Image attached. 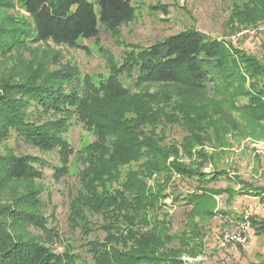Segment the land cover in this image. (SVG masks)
Wrapping results in <instances>:
<instances>
[{"label": "trees", "instance_id": "obj_1", "mask_svg": "<svg viewBox=\"0 0 264 264\" xmlns=\"http://www.w3.org/2000/svg\"><path fill=\"white\" fill-rule=\"evenodd\" d=\"M15 6L26 16L5 14L0 21V60L39 42L86 49L81 41L97 39L99 25L115 33L135 16L131 0H0L2 12ZM231 16L240 26L256 24L264 19V0H240ZM107 64V76H99L96 83L89 76L80 79L78 69L69 65L52 71L44 65L27 68L21 82L1 78L0 143L13 139L44 153L57 151V178L67 172L69 157L75 156L80 186L71 198L68 220L85 236L95 229L105 233L102 241L86 242L91 262L85 264H183L182 253L196 254L203 247L194 218L231 214L213 210L215 196L225 195L228 205L244 195L264 201V186L217 169L214 155L204 150L203 133L208 127L223 153V133L238 130V125L191 97L208 88L220 90L236 110L260 114L254 119L264 121V62L189 28L147 47L126 50L120 62L110 55ZM123 76L134 85H171L182 96L170 102L166 93H135ZM49 112L53 118H44ZM69 117L94 135L92 142L76 152L63 135ZM167 124L185 126L190 134L177 144H165ZM196 145L200 148L195 149ZM179 148L196 158L183 163ZM207 161L213 167L208 172L202 170ZM41 164L40 158L10 149L0 153V191L11 180L40 177ZM153 175L163 181L148 184ZM173 176L196 185L183 193H164ZM221 179L227 184L214 187ZM170 195L171 202L181 205L188 216L181 234L170 233L171 219L163 201ZM14 202L0 205V264H76L75 257L81 261L78 254L56 253L48 245L55 234L46 226L38 191L30 190ZM88 215L99 217L100 222ZM240 218L244 217L234 219ZM248 219L253 233L264 236V220ZM22 224L33 225L41 234L19 232Z\"/></svg>", "mask_w": 264, "mask_h": 264}, {"label": "rangeland", "instance_id": "obj_2", "mask_svg": "<svg viewBox=\"0 0 264 264\" xmlns=\"http://www.w3.org/2000/svg\"><path fill=\"white\" fill-rule=\"evenodd\" d=\"M93 2V0H88ZM240 0H131L134 7V19L122 24L117 32L112 33L99 25V35L97 39H83L81 44L85 48H71L64 45H55L51 41L39 42L29 45L27 48L14 50L5 58L0 60V79H9L10 82H21L25 79L27 68L42 67L52 71L59 66H75L79 71V78L89 76L96 83L99 76H107V57L110 55L116 61H121L126 50L131 48H144L157 40H161L169 35L175 34L185 29H196L205 33L210 38L226 41L232 48L242 49L246 54L251 55L264 62V19L256 24L240 26L232 19V9L235 3ZM159 6L154 8V6ZM161 7H165L164 10ZM97 11V6L94 4ZM19 13L26 16L24 10L18 6L8 11H0V21L5 14ZM237 26V27H236ZM237 37V40L235 37ZM122 80L135 93L148 91L149 93L170 95V102L178 101L182 92L171 85L156 83H146L134 85V83L124 76ZM75 84V82H73ZM194 102H202L209 106L212 112H220L231 119L238 130L223 133L225 150L220 153L217 147V139L213 130L208 127L203 133L204 150L214 155V162L217 169H225L230 174L240 175L244 180L255 185L264 186V121H256L260 115H253L236 110L229 98L222 93L209 89L201 94H193ZM242 101V100H241ZM214 110V111H213ZM54 113L49 112L44 118H53ZM213 117V116H212ZM68 126L63 133L64 138L69 143L71 149L76 152L87 146L94 140V135L81 122L74 117L68 118ZM157 128V132L160 133ZM165 144L179 143L184 136L190 134L189 130L179 124H167L164 129ZM207 137V138H206ZM196 145L195 149H199ZM10 149L15 153H21L37 157L44 164L40 166L41 176L33 180H11L0 191V205L11 202L27 193L28 191H38L41 200L42 215L46 217V226L53 230L55 234L52 241L48 243L56 253L68 252L72 255H80L81 261L75 257L76 264L91 262L87 241L97 239L102 241L105 233L102 229H95L88 236L75 228L68 220L70 212V201L79 188L78 180L79 164L75 156L71 155L67 163V172L57 178L54 175L55 169L60 166L57 151L44 153L37 148L25 144L21 141L9 139L0 143V153H5ZM179 160L183 163H190L194 158H189L179 148ZM211 162L207 161L203 166V171L212 170ZM155 178V179H154ZM157 178L153 175L148 179V184L152 185ZM157 180L163 181L160 177ZM226 180L221 179L213 186L224 187ZM196 182L181 179L173 176L170 182L164 186V193H183L192 190ZM13 200V203H12ZM165 211L171 219L170 233L181 234L185 229L188 216L185 209L176 203L171 202V195L165 198ZM19 207V206H18ZM214 211H230L231 214L223 216H196L194 221L199 225L202 239V251L196 254L182 253L183 264H250L264 261V236L255 235L249 226L248 243L245 246L228 244L221 246L220 234L227 228L235 230L240 223L250 222L248 217H256L264 220V201L258 196H237L227 204L225 195L215 196ZM235 215V216H232ZM236 216L244 217L234 219ZM91 221H99L100 218L88 215ZM100 222V221H99ZM20 223V221H19ZM250 225V223H249ZM19 232H29L34 235L41 234L34 229L33 225L18 226ZM174 245L179 246L177 240Z\"/></svg>", "mask_w": 264, "mask_h": 264}, {"label": "built area", "instance_id": "obj_3", "mask_svg": "<svg viewBox=\"0 0 264 264\" xmlns=\"http://www.w3.org/2000/svg\"><path fill=\"white\" fill-rule=\"evenodd\" d=\"M237 37L238 36L235 37L236 40ZM249 226L248 222H242L233 231L225 228L220 234L221 246H226L228 244L245 246L248 243Z\"/></svg>", "mask_w": 264, "mask_h": 264}]
</instances>
